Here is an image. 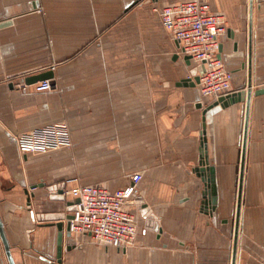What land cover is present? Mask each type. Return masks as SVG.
<instances>
[{
	"label": "crops",
	"instance_id": "0c3cea01",
	"mask_svg": "<svg viewBox=\"0 0 264 264\" xmlns=\"http://www.w3.org/2000/svg\"><path fill=\"white\" fill-rule=\"evenodd\" d=\"M183 1L0 0V218L15 264H264V93L254 94L264 89V0H207L225 20L219 53L232 93L251 81L247 111L246 100L216 104L187 83L197 65L158 14ZM44 72L51 92L16 88ZM57 124L70 146L19 152L17 137ZM208 169L211 211L202 205ZM135 173L125 206L137 220L134 244L64 232L58 259L56 224L73 199L56 192H114Z\"/></svg>",
	"mask_w": 264,
	"mask_h": 264
},
{
	"label": "built area",
	"instance_id": "2783aa9c",
	"mask_svg": "<svg viewBox=\"0 0 264 264\" xmlns=\"http://www.w3.org/2000/svg\"><path fill=\"white\" fill-rule=\"evenodd\" d=\"M158 14L180 53L190 56L197 67L203 66L196 84L201 96L217 100L231 94L232 74L225 69L219 53V38L226 32L224 18L210 11L207 0H184L159 9ZM16 88L23 94L47 93L54 85L50 80L32 84L22 81L16 83ZM16 144L21 154H33L68 147L71 142L67 125L57 124L17 137ZM141 179L142 175L135 173L129 186L114 192L92 185L63 189V195L78 200L69 220V232L127 250L135 242L138 227L136 217L125 206Z\"/></svg>",
	"mask_w": 264,
	"mask_h": 264
},
{
	"label": "water",
	"instance_id": "95a60500",
	"mask_svg": "<svg viewBox=\"0 0 264 264\" xmlns=\"http://www.w3.org/2000/svg\"><path fill=\"white\" fill-rule=\"evenodd\" d=\"M2 26H5L7 24H1ZM185 61L187 65H190L191 62V57L190 56H185ZM203 66H198L194 69V72H192L193 78H187V83L189 82L190 85L195 86L198 81H199V76L198 73L203 72ZM52 77V73L51 72H44V73H40V74H36V75H32L29 76L28 78H26L25 82L27 84H32L35 83L37 81H41L47 78H51ZM251 81H248L246 90L242 89L236 92H233L227 96H223L217 99L216 104H221V105H227L228 103H233V102H237V101H244L246 100V111L249 108V103H250V98H251ZM264 93V89H259L256 90L254 92L255 95H260ZM246 125H247V112H246V119H245V131H246ZM0 130L4 131V129L0 126ZM245 131H244V139H243V146H242V162H241V170H240V175H239V184H238V194H237V205H236V214H235V238L237 236L238 233V225H239V219H240V209H241V194H242V179H243V168H244V153H245ZM208 162L207 160H201L200 162V166L197 169V172H205V168L204 166L207 165ZM211 171V176H210V180L208 183L210 184H204V186L206 185L207 190L205 189L204 193H203V203L202 205H205L206 202L209 205V211H211V209H213L212 205H216V191H215V185L213 177H212V170L208 169V171ZM36 186H32V189H34ZM208 188H209V193H208ZM63 189L64 188H60L58 190V195H56L58 197V199L62 200L63 202H66V196L63 195ZM210 195V197H209ZM207 199V201H206ZM211 200V202L209 201ZM78 200H74L71 201L69 203H67V207H68V213H62V216H60V220L57 222L56 226L58 229V235H57V257L58 259H60L61 256V247H62V240L64 238V232L68 233L69 232V220L72 218V211L74 210V204L77 202ZM212 204V205H211ZM64 221L66 222L64 225ZM0 239L2 241L3 244V248H4V252L8 261V264H15L14 259L12 257L11 254V246L10 243L5 235L4 232V227H3V222L0 218ZM235 251V250H234Z\"/></svg>",
	"mask_w": 264,
	"mask_h": 264
}]
</instances>
